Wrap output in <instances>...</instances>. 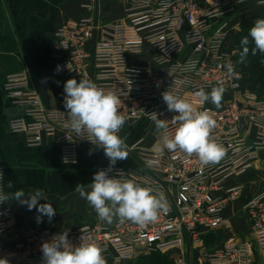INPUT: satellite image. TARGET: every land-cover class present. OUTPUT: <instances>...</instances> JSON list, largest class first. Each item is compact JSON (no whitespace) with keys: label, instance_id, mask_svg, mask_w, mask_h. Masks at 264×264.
I'll list each match as a JSON object with an SVG mask.
<instances>
[{"label":"built area","instance_id":"obj_1","mask_svg":"<svg viewBox=\"0 0 264 264\" xmlns=\"http://www.w3.org/2000/svg\"><path fill=\"white\" fill-rule=\"evenodd\" d=\"M124 20L101 27L98 4L83 0L81 8L92 12L73 25H64L54 33V50L60 60L59 71L68 79L87 78L99 87L111 90L121 100L120 112L131 125L151 121L150 114L169 121L170 112L162 93L170 91L194 104L198 110H211L217 126L212 137L225 149L215 164L204 166L195 155L160 151L162 141L143 149L140 170L113 167L110 177L132 180L163 194L169 211L144 227L116 219L113 223H92L69 232L68 239L78 246L81 235H91L103 249L106 262L122 264L142 255L188 249L195 264H264V190L245 195V186L228 187L232 178L258 170L264 161V99L243 87L244 75L235 60L237 51L227 49L233 29L232 16L243 2L264 6V0H126ZM165 4L167 6H165ZM145 45L155 51L152 60L165 69L149 70L129 62L139 56ZM187 48L189 53L181 57ZM235 75H229L227 65ZM223 82L226 91L219 108L199 104L194 92ZM4 95L19 115L11 117L8 129L22 134L26 146L40 147L45 139L57 144L63 165L79 163V145L94 146L87 134L76 135L68 126L67 111L46 109L39 94L31 88L26 73L10 74L3 84ZM108 167H98L94 174ZM0 190L6 194V173L0 166ZM242 203L252 240L233 238L206 249V242L218 231L232 230L234 222L226 217L230 204ZM12 211L0 204V258L9 264H43L41 245L59 232H26L15 244L2 238L7 234ZM82 230V231H81ZM220 240V239H219ZM192 260V259H191ZM176 264H188V258Z\"/></svg>","mask_w":264,"mask_h":264},{"label":"crops","instance_id":"obj_2","mask_svg":"<svg viewBox=\"0 0 264 264\" xmlns=\"http://www.w3.org/2000/svg\"><path fill=\"white\" fill-rule=\"evenodd\" d=\"M82 2L83 0H0V166L6 173V194L23 190L27 196L40 189L47 194V200L39 203H51L56 209L51 220L43 215L42 222L37 223V217L41 214L35 208L28 210L19 201H6V206L13 213L9 231L2 238L7 244L17 243L26 232L69 233L87 224L107 223L99 220L92 206L75 191L77 184H83L86 190H90L87 186L93 181L95 169L109 167L110 162L103 149L80 144L78 165L66 166L62 164L58 146L52 140L45 139L40 147L26 146L22 134L9 132L8 121L19 115L20 110L9 104L3 92V84L8 75L26 73L31 88L39 94L46 109L67 111L64 108V83L67 79L57 71L60 60L55 56V46L50 36L64 25H73L82 18L92 16V12L81 8ZM95 4H98L101 27L124 20L126 0H95ZM189 51L190 48H187L181 58L184 59ZM155 53L151 46L145 45L144 52L136 56H143L144 62H132L130 59L134 55H130L129 62L152 71L164 70L163 66L153 63ZM204 106L207 107L205 103ZM208 108L216 107L211 103ZM148 128L149 133L146 131ZM119 135L125 139L128 157L127 160L118 161L113 167L133 170L141 169L139 161L143 157L142 150L161 139L154 123L146 120L133 125L126 122ZM261 159L264 161V152ZM250 176L251 171L239 180L232 178L227 186L244 185L245 195L262 192L264 181L252 189ZM9 181L12 182V187L8 186ZM241 207V202L227 207L225 215L233 220L234 226L228 232L218 231L212 236L215 241L247 239L244 235L249 233V228ZM254 264L259 263L256 261Z\"/></svg>","mask_w":264,"mask_h":264},{"label":"clouds","instance_id":"obj_3","mask_svg":"<svg viewBox=\"0 0 264 264\" xmlns=\"http://www.w3.org/2000/svg\"><path fill=\"white\" fill-rule=\"evenodd\" d=\"M250 43L253 45L252 55H264V18L256 19L248 35L241 39L240 63L246 60ZM59 70L58 66L57 71ZM227 72L235 75L231 64L227 65ZM225 91L223 82H220L210 92L201 88L193 95L199 104L210 101L219 108ZM64 93V108L68 113L70 129L78 136L87 134L88 140L103 149L110 162L107 169L94 174L93 181L87 186L90 190H86L83 184H77L75 191L92 206L101 221L111 224L114 219H119L121 223L131 221L141 227L156 222L161 213L169 211L163 194L132 180L109 176L113 166L128 157L125 139L119 135L126 123V117L120 112V98L115 92L105 90L87 78H81L79 82L74 78L68 79L64 83ZM162 98L168 111L178 115L171 119L176 127L174 132H170L168 120L158 118V113L150 114L157 133L161 135L160 151L166 148L173 153L195 155L204 166L220 161L225 149L211 135L217 126L211 110H198L192 102L168 90L162 93ZM91 154L90 149L89 155ZM2 176L3 173H0V179ZM8 186L12 187L11 181ZM9 199L26 205L28 210L35 208L41 214L37 217V223L42 222L43 215L51 220L56 214L51 203H39L47 200V194L40 189L27 196L23 190H17L13 194H4L0 190V204ZM41 251L43 264H107L102 254L103 249L91 235H81L79 245L73 246L68 239V231H63L50 241L43 242ZM0 264H9V261L0 258Z\"/></svg>","mask_w":264,"mask_h":264},{"label":"rangeland","instance_id":"obj_4","mask_svg":"<svg viewBox=\"0 0 264 264\" xmlns=\"http://www.w3.org/2000/svg\"><path fill=\"white\" fill-rule=\"evenodd\" d=\"M249 4L250 7H246L245 5ZM251 18V23H245ZM253 18V19H252ZM258 18H264V6H258L255 3L243 2L237 5L235 12L232 16H226L224 18L225 21L232 20L233 29L230 32L227 49L229 51H237L235 60L240 66V69L244 75V89L248 90L250 93L256 94L259 98L264 99V82L260 85H256L250 78V75L247 74L242 63H240V53H241V42L240 40L246 33H248L250 27L253 25L254 21ZM264 57V55H263ZM132 62L134 61L143 63L144 59L142 57H132L130 59ZM205 105H211V102H205ZM149 129V128H148ZM149 133V130H146ZM258 170H252L250 179H252L250 187L255 189L257 184H261L264 181V164L262 163ZM242 177H236V180L241 179ZM235 179V178H233ZM244 237L252 240L251 235L249 233L245 234ZM212 237L207 240L206 249H212L215 247L216 243H218L219 239ZM200 250H197L195 254L190 253L188 249L182 250H174L166 253H154L150 255H142L131 261L124 262L122 264H176L180 259L188 258V264H195L199 261ZM192 259V260H191ZM107 264H112L107 262Z\"/></svg>","mask_w":264,"mask_h":264},{"label":"trees","instance_id":"obj_5","mask_svg":"<svg viewBox=\"0 0 264 264\" xmlns=\"http://www.w3.org/2000/svg\"><path fill=\"white\" fill-rule=\"evenodd\" d=\"M253 19V18H252ZM245 23H251V18L246 21ZM244 35L243 37L247 36ZM242 37V38H243ZM251 40V38H249ZM241 42V40H240ZM253 45L250 43L249 44V54L246 58V60L242 63L245 70L247 71V74L250 75L251 80L256 84L260 85L261 83L264 82V57L260 53H257L256 55L251 54V47ZM242 51V48L240 49ZM244 85V80L242 81ZM212 237V236H211Z\"/></svg>","mask_w":264,"mask_h":264},{"label":"water","instance_id":"obj_6","mask_svg":"<svg viewBox=\"0 0 264 264\" xmlns=\"http://www.w3.org/2000/svg\"><path fill=\"white\" fill-rule=\"evenodd\" d=\"M50 37H51V39H52V44H53V46H57V44H58V41H57V39H56L55 35H54V34H52ZM20 111H21V109H20Z\"/></svg>","mask_w":264,"mask_h":264}]
</instances>
